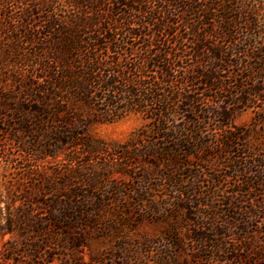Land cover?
I'll use <instances>...</instances> for the list:
<instances>
[{
    "label": "trees",
    "instance_id": "obj_1",
    "mask_svg": "<svg viewBox=\"0 0 264 264\" xmlns=\"http://www.w3.org/2000/svg\"><path fill=\"white\" fill-rule=\"evenodd\" d=\"M249 109L256 126L232 129ZM128 116L141 124L123 143L90 133ZM256 127L264 0H0V160L16 151L27 165L17 226L32 229L37 253L74 252L89 230L133 218L163 215L171 226L183 215L196 260L264 264ZM231 180L240 187L224 200ZM170 258L165 250L158 264Z\"/></svg>",
    "mask_w": 264,
    "mask_h": 264
},
{
    "label": "rangeland",
    "instance_id": "obj_2",
    "mask_svg": "<svg viewBox=\"0 0 264 264\" xmlns=\"http://www.w3.org/2000/svg\"><path fill=\"white\" fill-rule=\"evenodd\" d=\"M253 117V111L250 109L237 113L231 123L232 129L254 128L256 123ZM140 124L139 118L128 116L111 123L98 124L90 130V133L94 138L105 143L119 144L126 141ZM254 130L258 133L257 135L263 136L264 130L261 127ZM12 155L11 163L0 160V264H61L56 258L67 254L75 255L80 264H158V256L164 254L165 250L171 251V258L168 261L165 259L166 262L163 264H227L221 261L212 263V261H206L204 257L201 261L194 258L198 256L194 253L195 244L188 239V234L193 228L188 227L190 224L183 221V215L174 217L171 226L163 215L156 214L133 218L129 221L130 227L115 226L112 229L101 227L96 232L89 230L88 235L81 242L83 246L77 247L74 252H65L60 248L56 251L47 250L44 254H41L42 252L37 253L35 235L27 232V230L32 229L30 227L23 229L22 226H17L23 221L22 218L18 217V210L22 206L20 199L24 194L23 189L28 185L25 178L22 180V174L27 165L22 164L16 151ZM55 161L48 160L46 168H53L56 164ZM235 181L240 183L242 178H237ZM233 182L231 180L230 185L224 184L221 187L220 191L224 200L229 199L231 201V191L240 187ZM105 191L106 188L103 189L104 193ZM155 194L157 197L156 192ZM156 200L159 202L160 199L157 198ZM216 201L219 202V199ZM216 201L213 202L217 204ZM223 209L226 210L224 205ZM218 210L221 211L222 209L219 208ZM39 217L44 220L43 216H36V218ZM12 222H14L13 226L11 225ZM260 226L262 229L264 228V226ZM233 233L238 234V230H233L230 238L226 239V242L231 244L230 247L239 246ZM137 243H144L140 247L141 250L136 249L135 244ZM174 244H178V247L175 248ZM11 247L15 249L12 251L10 250ZM122 247L129 249L133 254L130 260L121 261L120 248ZM100 255L103 256L101 263L99 262ZM216 256L221 260V255Z\"/></svg>",
    "mask_w": 264,
    "mask_h": 264
}]
</instances>
